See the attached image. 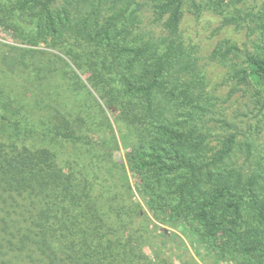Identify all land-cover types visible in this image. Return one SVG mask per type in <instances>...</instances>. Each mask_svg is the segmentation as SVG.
Segmentation results:
<instances>
[{
	"label": "trees",
	"instance_id": "trees-1",
	"mask_svg": "<svg viewBox=\"0 0 264 264\" xmlns=\"http://www.w3.org/2000/svg\"><path fill=\"white\" fill-rule=\"evenodd\" d=\"M53 1L0 0L16 35L71 60L21 48L0 65V264H160L127 167L158 219L193 226L220 256L264 264L263 151L245 141L250 168L202 189V142L183 118L207 110L192 91L205 76L176 41L182 0ZM146 6L170 14L166 37L132 34ZM255 15L260 39L242 74L264 94V3ZM120 136L127 165L114 155ZM235 147L232 137L218 160Z\"/></svg>",
	"mask_w": 264,
	"mask_h": 264
},
{
	"label": "rangeland",
	"instance_id": "rangeland-1",
	"mask_svg": "<svg viewBox=\"0 0 264 264\" xmlns=\"http://www.w3.org/2000/svg\"><path fill=\"white\" fill-rule=\"evenodd\" d=\"M140 1L149 5L159 3L158 0ZM64 3L65 0H54L52 6L59 7ZM263 3L264 0H182V18L176 41L188 50L190 58L187 59H191L200 74L205 76L204 87L198 86L192 91L207 110L192 108L183 118L188 122L186 127H195L202 142L198 157L204 165V191H210L220 183L232 167L243 165L250 168L248 151L243 145L245 141H252L264 153L263 90L251 77L245 78L242 74V69L249 72L247 56L255 52L260 39V30L254 20ZM148 6L140 13L138 23L132 27V34L145 39L166 37L170 14L161 17L159 9L153 6L154 10H151ZM17 12L19 14L20 11ZM24 26L31 32L30 23L24 22ZM88 31L90 28H86L85 33L88 34ZM21 48L35 49L49 56L57 54L71 61L64 52L50 48L45 42L32 44L16 35L0 15V65H4V60L12 64ZM177 78L182 81L191 79L187 75ZM165 103L162 102V106ZM105 107L114 121L120 113L118 108L114 105ZM232 137H235L237 147L230 156L228 154L223 160H218L227 150ZM119 149L115 151V159L117 163L127 165V148L121 136ZM127 169L136 198L148 214L147 224L153 232L154 247L160 253V264H243L212 250L193 226L174 222L170 218L164 221L158 219L141 195L137 177L129 167ZM147 252L152 254L151 249Z\"/></svg>",
	"mask_w": 264,
	"mask_h": 264
}]
</instances>
